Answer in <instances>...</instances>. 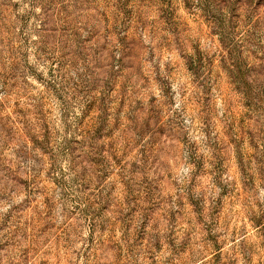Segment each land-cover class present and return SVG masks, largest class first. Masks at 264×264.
Wrapping results in <instances>:
<instances>
[{
    "label": "rangeland",
    "instance_id": "1",
    "mask_svg": "<svg viewBox=\"0 0 264 264\" xmlns=\"http://www.w3.org/2000/svg\"><path fill=\"white\" fill-rule=\"evenodd\" d=\"M0 97V264H264V0H0Z\"/></svg>",
    "mask_w": 264,
    "mask_h": 264
},
{
    "label": "clouds",
    "instance_id": "2",
    "mask_svg": "<svg viewBox=\"0 0 264 264\" xmlns=\"http://www.w3.org/2000/svg\"><path fill=\"white\" fill-rule=\"evenodd\" d=\"M35 11L37 13H39L40 9L36 8ZM35 27L38 28L39 24L36 23ZM37 39H38V37L36 35L33 34L31 36V40H37ZM28 52H29V63L37 65V71L42 73L44 75V77L47 79L48 78V63H47V61H44L42 65L37 63V61L35 59V56L33 55V53L35 52V47L28 48ZM72 75L75 76V73H72ZM32 83H36V81L33 79ZM173 91H178L175 85L173 86ZM157 96L159 98V94H157ZM2 98L3 97H0V99H2ZM176 99H177L176 107L179 108L180 107V101H179V96L178 95H177ZM80 114L81 113H80L79 107H73V115L69 119L68 123L73 125V127H75V117L79 116ZM57 121H58L57 122V127L60 129L61 133H63L64 132V125L59 122V113H58V111H57ZM182 171H183L184 174H187V173H189L191 171V169L189 167H184L182 169ZM257 187H259V186H257ZM259 193H260L259 194V199L261 200V202H264V188L260 189ZM2 211H7V208H0V212H2Z\"/></svg>",
    "mask_w": 264,
    "mask_h": 264
}]
</instances>
